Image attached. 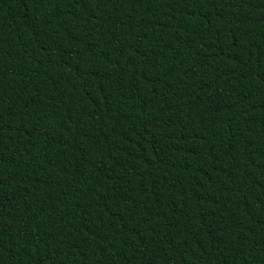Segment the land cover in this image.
<instances>
[{
    "label": "trees",
    "instance_id": "trees-1",
    "mask_svg": "<svg viewBox=\"0 0 264 264\" xmlns=\"http://www.w3.org/2000/svg\"><path fill=\"white\" fill-rule=\"evenodd\" d=\"M0 264H264V0H0Z\"/></svg>",
    "mask_w": 264,
    "mask_h": 264
}]
</instances>
